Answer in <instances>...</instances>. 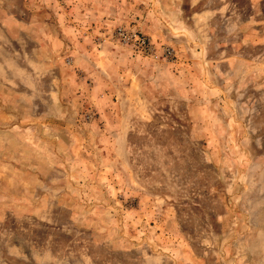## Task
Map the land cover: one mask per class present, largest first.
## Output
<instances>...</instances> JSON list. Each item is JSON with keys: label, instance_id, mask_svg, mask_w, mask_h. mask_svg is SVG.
I'll return each mask as SVG.
<instances>
[{"label": "rangeland", "instance_id": "obj_1", "mask_svg": "<svg viewBox=\"0 0 264 264\" xmlns=\"http://www.w3.org/2000/svg\"><path fill=\"white\" fill-rule=\"evenodd\" d=\"M0 264H264V0H0Z\"/></svg>", "mask_w": 264, "mask_h": 264}]
</instances>
